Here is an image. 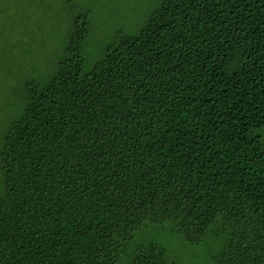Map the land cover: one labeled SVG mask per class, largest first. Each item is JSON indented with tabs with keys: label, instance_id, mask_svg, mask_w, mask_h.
<instances>
[{
	"label": "trees",
	"instance_id": "trees-1",
	"mask_svg": "<svg viewBox=\"0 0 264 264\" xmlns=\"http://www.w3.org/2000/svg\"><path fill=\"white\" fill-rule=\"evenodd\" d=\"M86 16L0 145V264H174L211 231L264 264V0H159L83 69Z\"/></svg>",
	"mask_w": 264,
	"mask_h": 264
},
{
	"label": "rangeland",
	"instance_id": "rangeland-1",
	"mask_svg": "<svg viewBox=\"0 0 264 264\" xmlns=\"http://www.w3.org/2000/svg\"><path fill=\"white\" fill-rule=\"evenodd\" d=\"M158 2L0 0V145L7 125L22 109L26 83H44L66 55L76 16H86L81 55L83 69L88 70L118 33H136ZM257 132L264 142V127ZM136 238L164 246L174 264H208L210 253L221 245L211 228L201 242L189 244L169 223L149 226Z\"/></svg>",
	"mask_w": 264,
	"mask_h": 264
}]
</instances>
